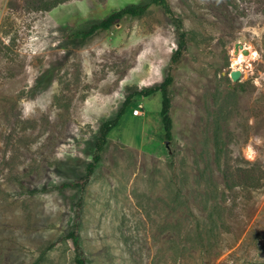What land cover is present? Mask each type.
Returning <instances> with one entry per match:
<instances>
[{"label":"rangeland","instance_id":"obj_1","mask_svg":"<svg viewBox=\"0 0 264 264\" xmlns=\"http://www.w3.org/2000/svg\"><path fill=\"white\" fill-rule=\"evenodd\" d=\"M149 1L0 0V264H76L78 204L88 264H264V0H166L74 37ZM168 75L170 138L160 93L132 96Z\"/></svg>","mask_w":264,"mask_h":264},{"label":"trees","instance_id":"obj_2","mask_svg":"<svg viewBox=\"0 0 264 264\" xmlns=\"http://www.w3.org/2000/svg\"><path fill=\"white\" fill-rule=\"evenodd\" d=\"M151 7L161 8L164 10V12L171 13L166 0H150L145 4H130L124 6L120 10L110 13L107 17L103 18L102 20L91 24L86 30L76 32L74 34V37L79 38L81 41H86L98 33L109 31L113 26L120 23L124 18H141L142 16L148 13V10ZM172 22L178 31L177 49L172 55V62L175 63L181 58L182 53L185 50V32L182 31V24L178 19L173 18ZM171 85L172 77L168 75L160 85L151 88L141 89L132 94V96L148 97L153 94L160 93L161 107L159 114L161 123L166 131L167 138L171 137V130L173 127L172 118L170 116L171 99L168 90ZM128 102L129 98H127L125 104L119 110L115 118L107 120L101 124L99 129V136L95 144L93 162L87 166L86 176L81 178L75 184H71V186L77 187L80 190L83 189V187L87 183L88 177L93 173L96 165L100 161V152L103 150L104 146L107 143L108 134L117 126L119 119L124 114V109ZM80 208L81 204H78L73 229L68 233L67 237L72 243L73 251L75 254V263L88 264L86 254L82 247L80 236L78 234Z\"/></svg>","mask_w":264,"mask_h":264},{"label":"water","instance_id":"obj_3","mask_svg":"<svg viewBox=\"0 0 264 264\" xmlns=\"http://www.w3.org/2000/svg\"><path fill=\"white\" fill-rule=\"evenodd\" d=\"M242 52L243 55L247 56L248 55V50L244 48V46L237 42L234 44V55L238 56L239 52ZM241 77V72L239 70H233L230 72V79L233 82H236L239 78Z\"/></svg>","mask_w":264,"mask_h":264},{"label":"bare ground","instance_id":"obj_4","mask_svg":"<svg viewBox=\"0 0 264 264\" xmlns=\"http://www.w3.org/2000/svg\"><path fill=\"white\" fill-rule=\"evenodd\" d=\"M241 58H242V57L239 56L238 59H235V60H237V63H238V64H239L240 62H243V59H242V61H241ZM236 65H237V64H236ZM233 67H235V65H234Z\"/></svg>","mask_w":264,"mask_h":264},{"label":"built area","instance_id":"obj_5","mask_svg":"<svg viewBox=\"0 0 264 264\" xmlns=\"http://www.w3.org/2000/svg\"><path fill=\"white\" fill-rule=\"evenodd\" d=\"M133 115H139V110H135L134 112H133Z\"/></svg>","mask_w":264,"mask_h":264}]
</instances>
